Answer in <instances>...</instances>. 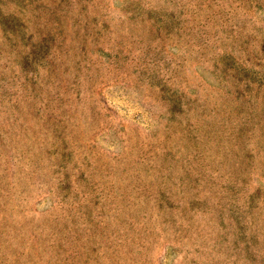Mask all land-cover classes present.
Masks as SVG:
<instances>
[{"label":"rangeland","instance_id":"1","mask_svg":"<svg viewBox=\"0 0 264 264\" xmlns=\"http://www.w3.org/2000/svg\"><path fill=\"white\" fill-rule=\"evenodd\" d=\"M0 264H264V0H0Z\"/></svg>","mask_w":264,"mask_h":264}]
</instances>
